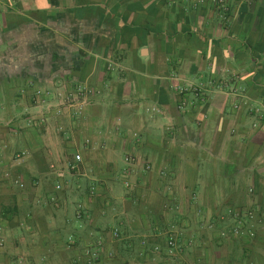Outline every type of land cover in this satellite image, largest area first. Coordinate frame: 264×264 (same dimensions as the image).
Here are the masks:
<instances>
[{
    "label": "crops",
    "instance_id": "crops-1",
    "mask_svg": "<svg viewBox=\"0 0 264 264\" xmlns=\"http://www.w3.org/2000/svg\"><path fill=\"white\" fill-rule=\"evenodd\" d=\"M226 1L0 0V264H264V0Z\"/></svg>",
    "mask_w": 264,
    "mask_h": 264
},
{
    "label": "built area",
    "instance_id": "built-area-1",
    "mask_svg": "<svg viewBox=\"0 0 264 264\" xmlns=\"http://www.w3.org/2000/svg\"><path fill=\"white\" fill-rule=\"evenodd\" d=\"M206 3L207 4L209 3L217 7L222 12H225L227 10L226 0H194L193 6L198 7ZM92 94H93V91L89 89L87 86L79 85L74 90H68L67 92H65V94L59 93L58 95L61 98V100L64 102V104H66L67 106H73V107L77 106L79 112H81L86 102L87 97H89ZM49 96H50V93L48 91L40 90L36 92V97L40 98V100L43 103L48 99ZM126 161L129 163H134L135 159L133 157H127ZM81 163H82V156L80 154H75L74 158L68 162V170L71 173H79ZM19 186L23 188V184H20ZM124 187L125 188L131 187V183L129 180H124ZM56 189L60 191L62 190V186L57 185ZM229 213L235 218H237L238 220L242 218V215L240 214V212L230 211ZM249 218L253 219L254 217L253 215L250 214ZM238 223L240 225L236 226L232 231V235L234 237H238L242 235L243 227H241V224H242L241 220ZM248 235L251 238L255 237L254 231H250ZM113 238L115 240H121L123 238L121 231H119L118 229H115L113 231ZM3 243H4V240L0 239V247L3 246ZM193 246H194L193 240H187V242H185L184 239L178 235H169L167 238L166 255L168 257L179 256V255H182L187 249L193 248ZM94 247H95L94 249L88 248L85 250V255L87 257L88 264H96V263L101 262L103 242L101 240H98ZM154 252L160 254L161 249L159 247H155ZM109 255L112 256L113 254L111 253Z\"/></svg>",
    "mask_w": 264,
    "mask_h": 264
},
{
    "label": "rangeland",
    "instance_id": "rangeland-1",
    "mask_svg": "<svg viewBox=\"0 0 264 264\" xmlns=\"http://www.w3.org/2000/svg\"><path fill=\"white\" fill-rule=\"evenodd\" d=\"M185 252L181 258L171 257L172 261L169 260L168 264H230V258H233V252L227 247L213 250L207 245L200 247L194 245L192 249Z\"/></svg>",
    "mask_w": 264,
    "mask_h": 264
},
{
    "label": "trees",
    "instance_id": "trees-1",
    "mask_svg": "<svg viewBox=\"0 0 264 264\" xmlns=\"http://www.w3.org/2000/svg\"><path fill=\"white\" fill-rule=\"evenodd\" d=\"M82 215V214H81Z\"/></svg>",
    "mask_w": 264,
    "mask_h": 264
}]
</instances>
